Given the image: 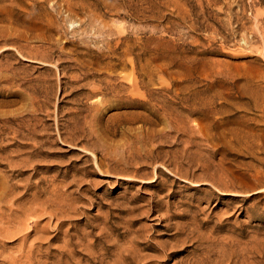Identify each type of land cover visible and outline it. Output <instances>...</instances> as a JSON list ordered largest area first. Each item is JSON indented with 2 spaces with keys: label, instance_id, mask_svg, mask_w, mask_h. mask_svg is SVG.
Returning <instances> with one entry per match:
<instances>
[{
  "label": "rangeland",
  "instance_id": "rangeland-1",
  "mask_svg": "<svg viewBox=\"0 0 264 264\" xmlns=\"http://www.w3.org/2000/svg\"><path fill=\"white\" fill-rule=\"evenodd\" d=\"M0 264H264V0H0Z\"/></svg>",
  "mask_w": 264,
  "mask_h": 264
},
{
  "label": "bare ground",
  "instance_id": "bare-ground-1",
  "mask_svg": "<svg viewBox=\"0 0 264 264\" xmlns=\"http://www.w3.org/2000/svg\"><path fill=\"white\" fill-rule=\"evenodd\" d=\"M171 131V130H170ZM158 156V155H157ZM152 157H156V155L152 156ZM138 162V161H137ZM157 167V166H156ZM110 168V167H109ZM34 169V168H33ZM108 171V170H107ZM133 171V170H132ZM24 190V189H23ZM22 191V190H21ZM40 194V193H39ZM18 196V195H17ZM50 196V195H49ZM9 205V204H8ZM44 207V206H43ZM12 208V207H11ZM24 208V207H23ZM45 209V208H44ZM50 213V212H49ZM53 213V212H52ZM38 215V214H37ZM53 215V214H52ZM51 215V216H52Z\"/></svg>",
  "mask_w": 264,
  "mask_h": 264
}]
</instances>
